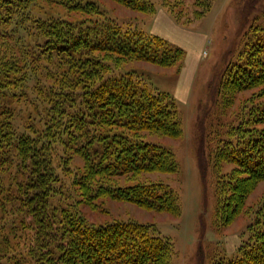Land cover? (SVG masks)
<instances>
[{"label":"trees","instance_id":"1","mask_svg":"<svg viewBox=\"0 0 264 264\" xmlns=\"http://www.w3.org/2000/svg\"><path fill=\"white\" fill-rule=\"evenodd\" d=\"M101 1L0 0V244L12 249L10 264H173L175 244L153 224L96 223L84 211L104 212L111 199L182 213L178 192L148 177L180 169L174 150L153 139L183 136L176 98L117 71L135 61L180 70L185 50L119 21ZM110 1L157 12L152 0ZM163 2L188 24L213 0H194L193 17L184 0ZM250 21L216 87L224 110L237 99L238 109L207 133L218 221H250L235 256L214 264H264V194L247 202L264 180V11Z\"/></svg>","mask_w":264,"mask_h":264},{"label":"rangeland","instance_id":"2","mask_svg":"<svg viewBox=\"0 0 264 264\" xmlns=\"http://www.w3.org/2000/svg\"><path fill=\"white\" fill-rule=\"evenodd\" d=\"M152 1L157 12L146 15L110 0L101 2L107 6L110 15L119 21L126 24L131 22L132 26L147 34L159 35L185 50L180 70L177 66L166 68L150 62L135 61L117 71L121 73L133 70L141 73L158 91L170 93L176 98L183 136L153 139L174 150L180 169L176 173L151 174L148 177L160 179L178 192L182 213L174 216L148 211L133 203L111 199L106 200L104 212L88 207L84 211L96 223L134 218L153 224L159 235L174 242L173 264H214L220 257L229 259L235 256L241 237L247 236L250 219L241 215L227 226L218 221V174L214 168V155L207 133L209 130L215 131L218 123L226 124L231 121L229 113L238 109L237 99L234 106L226 112L216 87L223 67L237 55L234 52L229 54V51L236 41L241 45L238 36L244 17L248 18L243 27H247L253 15L264 11V0H213L212 7L205 16L188 24L177 21L172 10L164 5V0ZM193 2L194 0H184L191 17ZM250 93L251 91L240 93L239 99L246 98ZM231 167L232 164L225 163L223 170L226 172ZM263 194L264 180L258 184L247 202H256ZM12 254V249L0 244V263L10 264Z\"/></svg>","mask_w":264,"mask_h":264}]
</instances>
